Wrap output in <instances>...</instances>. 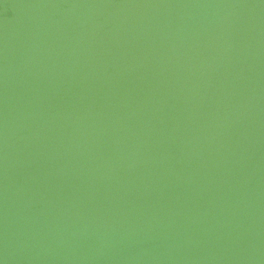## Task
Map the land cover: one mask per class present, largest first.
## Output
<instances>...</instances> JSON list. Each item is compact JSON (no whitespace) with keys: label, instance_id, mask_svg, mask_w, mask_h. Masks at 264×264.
Returning a JSON list of instances; mask_svg holds the SVG:
<instances>
[{"label":"water","instance_id":"water-1","mask_svg":"<svg viewBox=\"0 0 264 264\" xmlns=\"http://www.w3.org/2000/svg\"><path fill=\"white\" fill-rule=\"evenodd\" d=\"M0 264H264V0H55L0 50Z\"/></svg>","mask_w":264,"mask_h":264},{"label":"bare ground","instance_id":"bare-ground-1","mask_svg":"<svg viewBox=\"0 0 264 264\" xmlns=\"http://www.w3.org/2000/svg\"><path fill=\"white\" fill-rule=\"evenodd\" d=\"M53 1L55 0H36L25 14L14 17L0 28V50L9 46L25 31L42 20Z\"/></svg>","mask_w":264,"mask_h":264}]
</instances>
